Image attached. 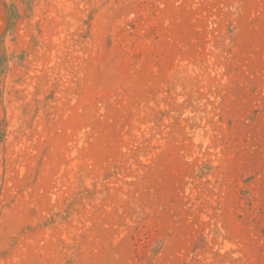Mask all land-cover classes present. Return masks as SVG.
<instances>
[{
	"label": "rangeland",
	"instance_id": "374dc122",
	"mask_svg": "<svg viewBox=\"0 0 264 264\" xmlns=\"http://www.w3.org/2000/svg\"><path fill=\"white\" fill-rule=\"evenodd\" d=\"M0 264H264V0H0Z\"/></svg>",
	"mask_w": 264,
	"mask_h": 264
}]
</instances>
